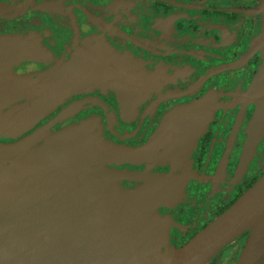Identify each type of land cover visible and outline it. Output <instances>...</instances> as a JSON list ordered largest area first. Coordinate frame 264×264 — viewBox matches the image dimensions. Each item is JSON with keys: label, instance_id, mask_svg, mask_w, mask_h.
<instances>
[{"label": "flooded vegetation", "instance_id": "1", "mask_svg": "<svg viewBox=\"0 0 264 264\" xmlns=\"http://www.w3.org/2000/svg\"><path fill=\"white\" fill-rule=\"evenodd\" d=\"M0 38L10 46L0 63V143L42 127L35 145L66 129L92 146L152 143L149 157H94L105 168L173 176L176 194L156 208L170 245L185 244L264 174V129L256 148L247 143L264 92V0H0ZM67 64L79 84L36 114L34 84ZM78 71L100 74L85 82ZM165 148L170 161L159 156Z\"/></svg>", "mask_w": 264, "mask_h": 264}, {"label": "water", "instance_id": "2", "mask_svg": "<svg viewBox=\"0 0 264 264\" xmlns=\"http://www.w3.org/2000/svg\"><path fill=\"white\" fill-rule=\"evenodd\" d=\"M8 43L0 38V63L10 52ZM74 68L67 64L34 84L36 114L79 84ZM78 73L87 76L85 82L100 74ZM256 96L261 98L255 116L259 130L264 92ZM169 127L162 126L159 136ZM81 133L66 129L50 143L35 145L46 134L42 127L18 142L0 143V264H207L246 231L235 264H264V174L185 244L163 252L165 235L157 227L162 218L145 198L140 201L137 190L118 182L125 177L166 185L173 176L105 168L95 159V151L113 158L149 157L152 143L138 149L106 142L92 146ZM175 151L178 161L180 151ZM159 156L170 161V148Z\"/></svg>", "mask_w": 264, "mask_h": 264}, {"label": "crops", "instance_id": "3", "mask_svg": "<svg viewBox=\"0 0 264 264\" xmlns=\"http://www.w3.org/2000/svg\"><path fill=\"white\" fill-rule=\"evenodd\" d=\"M172 182L173 181L170 178V184L165 185V184L145 182L142 186H136L135 188H133L134 190H137L135 191V193L140 197V201H142L141 200L142 197L145 198V200L148 201L147 204L151 207V210L156 212L157 215L162 218L161 220L163 221V224H161L162 223L161 222L157 224V227L163 229L165 235L164 239L161 240L162 244L159 246L161 248V251L163 252H166L167 250L169 251L170 247L172 246L170 245L169 232H168L169 221L166 216H162L159 212H157L156 208L159 205L166 204L176 194V191L173 192L174 186H172L171 184ZM118 185L121 186L123 189H126L120 184V182H118ZM102 186L105 188L104 185ZM175 189L177 190V188H174V190ZM127 190H132V189H127ZM130 198L131 195L129 199Z\"/></svg>", "mask_w": 264, "mask_h": 264}, {"label": "rangeland", "instance_id": "4", "mask_svg": "<svg viewBox=\"0 0 264 264\" xmlns=\"http://www.w3.org/2000/svg\"><path fill=\"white\" fill-rule=\"evenodd\" d=\"M8 47L10 48V46H8ZM262 126H264V124H262L261 127ZM263 129L264 128H261L260 130H258L256 119L252 120V122H251V130H250L251 132L249 134V138L247 139V143L249 141V145L251 144L252 148H256V145H257L259 139L262 137L261 135L263 133L262 132ZM256 131H258V133H256ZM252 148H251L250 151L255 152L254 149H252ZM256 155H257V153H256ZM244 156H245V149H244V151L242 153L241 158H243ZM244 167H246V166L243 163L238 166V168H240V169H244ZM218 175H219V173H218ZM205 191H207V186L204 189V192ZM216 215H217V212L212 214L211 218H215ZM205 221H207V220H205ZM232 243H234V241L231 242L229 245H227L221 252H219L207 264H226L228 258L230 259V262L228 261L227 264H235L236 263L235 261H237L242 249H240V247H241V245H240V247H237V249L235 250L234 247L232 246ZM172 246L176 247V245H174V244Z\"/></svg>", "mask_w": 264, "mask_h": 264}]
</instances>
